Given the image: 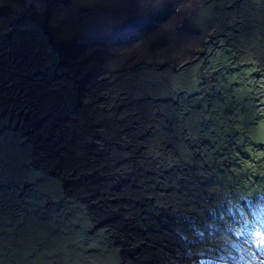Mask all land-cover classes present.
I'll return each mask as SVG.
<instances>
[{
	"label": "rangeland",
	"instance_id": "rangeland-1",
	"mask_svg": "<svg viewBox=\"0 0 264 264\" xmlns=\"http://www.w3.org/2000/svg\"><path fill=\"white\" fill-rule=\"evenodd\" d=\"M68 4L0 17V264H264V0L156 3L200 40L123 24L112 69L51 39Z\"/></svg>",
	"mask_w": 264,
	"mask_h": 264
},
{
	"label": "bare ground",
	"instance_id": "bare-ground-1",
	"mask_svg": "<svg viewBox=\"0 0 264 264\" xmlns=\"http://www.w3.org/2000/svg\"><path fill=\"white\" fill-rule=\"evenodd\" d=\"M175 1H178L181 7H187V5L189 7L194 2V0H181V2L180 0H93V2L84 7L78 4L79 0H0V17H2V15L3 17H7L8 12L15 8L28 10L34 7L40 8L42 11H48L49 16L53 18L57 13V9L63 8L64 3L69 2L70 4L64 8L66 9V24H64L65 26H61V30L62 28L66 30L73 28L75 30H70L68 34L65 33L62 35H68V38H60L61 33L58 32L60 30L57 31L56 27L53 29L51 28V30H55V34L53 31L49 30L51 39L57 35V41L61 44H68V42L81 40L85 42L87 51L83 52L86 58L80 60V62L85 63L89 61L99 66H104L106 62H109L105 66L112 69L118 66L116 65L119 64L118 62L121 61L120 63L124 64L129 60V54L127 52H119L117 46L105 43L106 37L109 38L111 35L122 33L123 24L128 25L130 29L136 26L139 27L138 29H141L144 24L150 25L151 21V23L156 22L155 26L158 27L156 30L153 29L154 33L149 35V37L146 38L147 40L142 38L143 41L141 43L139 41L138 49L141 51L147 49V52H152L154 46L159 47L161 45V40L166 41L168 39V45L162 50L163 56L169 53L179 52L190 40L192 43L200 40V36H194L192 32L190 33V31L186 29L188 25L183 23L186 21L184 18L171 16L162 24L159 20L162 19L160 16L156 14L150 15V12H156V3L166 8L168 4L174 3ZM0 24L3 25L4 21H0ZM192 35L194 37H192ZM184 39L186 40L183 41ZM217 44L213 43L214 49L225 46ZM176 46H179V49H176ZM67 51L69 50H66L65 53H67ZM119 57H121L120 61L118 60ZM57 66L61 67V64L56 65V68ZM97 70L99 72L101 67H98ZM68 153L71 154V151L68 150ZM56 161H59V170L62 171L63 167L61 165L64 164L65 159L61 160L57 158ZM6 187L12 189L11 184Z\"/></svg>",
	"mask_w": 264,
	"mask_h": 264
},
{
	"label": "trees",
	"instance_id": "trees-1",
	"mask_svg": "<svg viewBox=\"0 0 264 264\" xmlns=\"http://www.w3.org/2000/svg\"><path fill=\"white\" fill-rule=\"evenodd\" d=\"M223 38H224V35H223ZM223 41H224V40H223ZM223 41H222V43H223ZM213 43L215 44V42H213ZM226 45L229 46V40H228V42H227ZM225 47H226V46H225ZM225 47L222 46V48H225ZM239 69H240V68H239ZM225 70H226V69H225ZM226 71H227V70H226ZM226 71L223 72V73H226ZM238 72H240V71H235V73H238ZM244 72H245V70H244ZM223 79H224V78H223ZM226 79H227V78H226ZM243 79H244L245 81L250 80V78H249V79H245V78H243ZM227 80H228V79H227ZM229 82H231V81L228 80V82H227L226 80H224V82H223V86H229V85H230V84H228ZM232 87H234V90L237 89V87H235V86H232ZM245 87H247V88H245ZM239 88H245V89H243L244 91H245V90H249V91H250V90L252 89V88L250 89L247 85H244V84H240V85H239ZM253 90H254V89H253ZM247 95H248V96L244 97V99H246V98H251V97L254 95V92H253V91H252L251 93L249 92V93H247ZM240 98H241V97H240ZM250 104H251V103L248 102L246 105H247V106H250ZM253 104H254V103H253ZM230 107H231V105L228 107L229 110H231ZM251 108H252V107H251ZM255 108H257V105H256L255 107L252 108V111H253ZM256 116H258V115H256ZM258 118H259V117H258ZM258 118H257V119H258ZM52 136H53V135H51V132H50V130H49V141L52 140ZM228 138H229V137H228ZM57 152H58V151H56V150L53 151V152H49V158H50V159L54 158V160H56L57 158H60V156H62V155H61L60 153H59V155H58ZM61 153H64V151H62ZM51 157H52V158H51ZM72 160H73V159H72Z\"/></svg>",
	"mask_w": 264,
	"mask_h": 264
},
{
	"label": "snow or ice",
	"instance_id": "snow-or-ice-1",
	"mask_svg": "<svg viewBox=\"0 0 264 264\" xmlns=\"http://www.w3.org/2000/svg\"><path fill=\"white\" fill-rule=\"evenodd\" d=\"M262 245H264V241H261V242L257 245V247H260V246H262Z\"/></svg>",
	"mask_w": 264,
	"mask_h": 264
},
{
	"label": "flooded vegetation",
	"instance_id": "flooded-vegetation-1",
	"mask_svg": "<svg viewBox=\"0 0 264 264\" xmlns=\"http://www.w3.org/2000/svg\"><path fill=\"white\" fill-rule=\"evenodd\" d=\"M49 152H53V151H49ZM61 152H62V151H58L57 154L59 155V153H61ZM60 158H62V157L60 156Z\"/></svg>",
	"mask_w": 264,
	"mask_h": 264
}]
</instances>
